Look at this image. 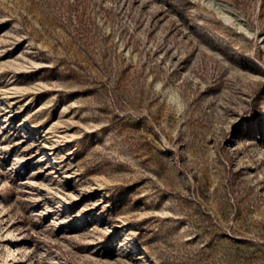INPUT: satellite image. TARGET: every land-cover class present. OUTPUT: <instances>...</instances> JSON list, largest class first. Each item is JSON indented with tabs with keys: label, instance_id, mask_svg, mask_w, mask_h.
<instances>
[{
	"label": "rangeland",
	"instance_id": "374dc122",
	"mask_svg": "<svg viewBox=\"0 0 264 264\" xmlns=\"http://www.w3.org/2000/svg\"><path fill=\"white\" fill-rule=\"evenodd\" d=\"M0 264H264V0H0Z\"/></svg>",
	"mask_w": 264,
	"mask_h": 264
},
{
	"label": "bare ground",
	"instance_id": "6f19581e",
	"mask_svg": "<svg viewBox=\"0 0 264 264\" xmlns=\"http://www.w3.org/2000/svg\"><path fill=\"white\" fill-rule=\"evenodd\" d=\"M10 250H11V251L14 250L13 247H11Z\"/></svg>",
	"mask_w": 264,
	"mask_h": 264
}]
</instances>
